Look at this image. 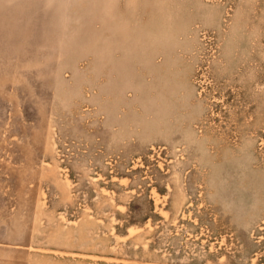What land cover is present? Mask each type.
Listing matches in <instances>:
<instances>
[{"label": "rangeland", "instance_id": "1", "mask_svg": "<svg viewBox=\"0 0 264 264\" xmlns=\"http://www.w3.org/2000/svg\"><path fill=\"white\" fill-rule=\"evenodd\" d=\"M0 264H264V0H0Z\"/></svg>", "mask_w": 264, "mask_h": 264}]
</instances>
